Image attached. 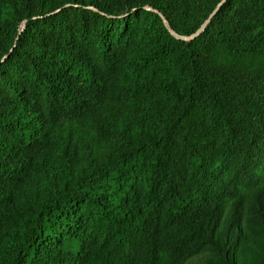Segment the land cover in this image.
Instances as JSON below:
<instances>
[{
    "label": "trees",
    "instance_id": "16d2710c",
    "mask_svg": "<svg viewBox=\"0 0 264 264\" xmlns=\"http://www.w3.org/2000/svg\"><path fill=\"white\" fill-rule=\"evenodd\" d=\"M221 1L0 0V264H264V0L164 23Z\"/></svg>",
    "mask_w": 264,
    "mask_h": 264
},
{
    "label": "water",
    "instance_id": "95a60500",
    "mask_svg": "<svg viewBox=\"0 0 264 264\" xmlns=\"http://www.w3.org/2000/svg\"><path fill=\"white\" fill-rule=\"evenodd\" d=\"M228 0H222L221 3L219 4V6L214 10V12L210 15V17L208 18V20L200 27V29L192 36L188 37V38H184V37H179L177 35H175L173 33V31L170 29L169 25L167 24L166 21H164L166 28L168 29V31L175 36L177 39L179 40H183V41H191L194 40L196 38H198L208 27V25L211 23V21L215 18V16L219 13V11L221 10V8L224 6V4L227 2ZM26 23L23 24V30L25 28Z\"/></svg>",
    "mask_w": 264,
    "mask_h": 264
},
{
    "label": "rangeland",
    "instance_id": "374dc122",
    "mask_svg": "<svg viewBox=\"0 0 264 264\" xmlns=\"http://www.w3.org/2000/svg\"><path fill=\"white\" fill-rule=\"evenodd\" d=\"M190 264H196L195 262H192V263H190Z\"/></svg>",
    "mask_w": 264,
    "mask_h": 264
}]
</instances>
